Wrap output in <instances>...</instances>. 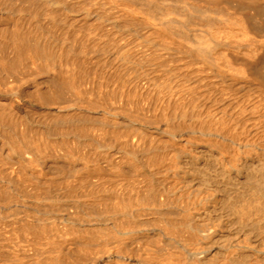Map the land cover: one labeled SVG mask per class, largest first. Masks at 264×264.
Masks as SVG:
<instances>
[{
  "label": "bare ground",
  "instance_id": "obj_1",
  "mask_svg": "<svg viewBox=\"0 0 264 264\" xmlns=\"http://www.w3.org/2000/svg\"><path fill=\"white\" fill-rule=\"evenodd\" d=\"M26 1H28V0H26ZM37 2L39 3V7L42 5L47 9V11L50 10L51 14L46 15V18L43 17L44 22H47L48 24H52V27L54 28V32L56 33V34L50 33V34H47V36H46V34L44 32V34L46 36L45 41L47 40V42H50L49 47H52L53 46L52 44L54 43V47L57 50L55 52V55H54V57L56 59V68L54 67V69L52 70L53 75H51L52 77H54L55 80L53 78L52 79L54 81H57L60 84L66 83L68 85V87H70L69 89H70L71 93L76 95V96H79V97L83 96V95L88 96V97L89 96L93 97V96L99 94V93H97L99 90V87H101L103 89L105 88L104 90H106V92H107V94L105 93V95H107V99L105 101H103V103L98 108H100L102 110L103 114L105 115L106 121H107L106 123H108L109 126L110 125H112V126H214V130H213L212 135L215 138L212 141H210L209 146L200 145L199 147L196 146L195 149L194 148L192 149V148H187L186 144L183 145L184 148H187L184 151V155H182L181 157H178L174 160V161H178L176 163L175 174L177 173L176 175H179L181 177V184L182 185L177 187L175 190V188H173V185L175 187V183L173 182L172 189L174 191L171 192V190L167 191V189H166V191H167V192L165 191L167 193L166 196H164V195H162V196H164L165 198L168 196V199L171 198V201H169V202H171V204L173 203L172 202L173 197H170L169 195L179 197L180 200L177 199L178 202L181 201L183 204H185V205H183L182 203L180 204V205H183L182 207H184V209L180 205L177 204L178 207H181L180 212L182 214L184 213V215H183L184 216L183 233L185 231L187 234V235L186 234L184 235L182 233L181 235L187 236L186 238H189V240L192 241V243H197L199 245L202 244V250L214 248L212 253H210L209 257L214 259L215 262H216V260H218V262L216 264H264V0H214V2H211V0H37ZM202 3H205V4L203 5ZM0 5H1V3H0ZM6 6H8V4ZM10 7H12V6L10 5ZM30 7H31V5H30ZM20 9H21V7H20ZM20 9H17V10H20ZM4 10H5V8H4ZM9 10H10V8H9ZM3 11H1L0 13H2ZM13 11L14 10H12V12ZM15 12H17V11H14V13ZM17 14H18V12H17ZM29 15H28V13H25L24 16L22 15V17L27 18V17H29ZM43 15H44V13H43ZM4 16L0 15V18L3 17V19H6V17H4ZM7 18L9 19V17H7ZM14 18H16V17H14ZM29 18L32 22L31 24L32 25L36 24V27L38 26V29L41 30L44 27V26L39 24L40 21L43 22L41 20L42 16L32 14V15H30ZM18 19H20V18H18ZM15 20H17V18ZM27 20H29V19H27ZM27 20L25 19V21H27ZM7 21H10V20H7ZM6 23H4V24H6ZM17 23L18 22L14 23V24H17ZM26 23L29 24V21L25 22V24ZM0 24H2V22ZM41 24H43V23H41ZM12 25H13V23H12ZM48 26H49L48 28L52 29V27H50V25H48ZM17 27L18 26H16V28ZM23 27L21 28L22 30H23ZM26 27H27V25H26ZM29 27L32 28L33 26L30 25ZM5 28H7V26H5ZM5 28H3V29H5ZM10 29H11V27H10ZM13 29L15 30V28L12 27V29H11L14 32ZM5 31H6V29H5ZM29 31H31V29H29ZM43 31H45V30H41V32H43ZM46 31H47V28H46ZM1 32L3 34V31H1ZM41 32H39V34ZM5 33H4V35H5ZM26 33H28V31ZM31 33L32 32H30L29 34H31ZM15 34H16V32H15ZM34 34L35 33H33V35ZM8 36H10V34ZM25 36L23 35V37H25ZM36 36H38V34ZM41 36L44 37L43 35H41ZM10 37H8V38H10ZM30 37H31V35H30ZM30 37H28V39ZM0 38H1V36H0ZM39 38H37V40L42 39L41 37H39ZM5 39H7V37L4 38V40ZM28 39H25V40H28ZM32 41L33 40L31 39L28 42L33 43ZM12 42H13V40H12ZM23 44H25V43H23ZM23 44L19 43L20 46H22ZM28 44H26V45H28ZM29 45L31 46V44H29ZM10 47L11 46H9V48ZM14 47L18 48L15 45V42H14ZM10 49H11L10 50L11 54H13L12 48H10ZM37 49L39 50V47L36 48V50H34V48H33V50L36 52L38 51ZM49 50L51 51V49H49ZM67 51H69V52H67ZM30 52H27V53H29V55H30L31 54ZM52 52H50L51 54H49V53L48 54L51 56ZM40 53H42V51ZM32 54H34V53H32ZM32 54H31V56H32ZM70 54H72L71 57H70ZM42 55H43V53H42ZM40 56H41V54H40ZM50 56L48 58H50ZM52 57L50 59H48V61L51 60ZM29 58H30V56H28V60H29ZM34 58H36V56ZM30 59H33V58H30ZM36 59L35 60L33 59L32 61L34 62V61H36ZM7 60H8V58H7ZM38 60H39V58H38ZM100 60L103 64H105L107 66L106 68L108 70L106 73H104V74H106L105 80H101V79H103V77L101 76V74L103 72H101V74H100V76H101L100 80H101V82L102 81H104V82H102V84H99L100 82L99 83L96 82L97 78H96V76L93 75V73H90V75L92 74V76H94L96 80L94 79V81H90V79H89V81L87 83H85V81H82L83 80L82 77L84 76L82 74V71H84V70H82L83 68H79V67L82 65L83 66L85 65L84 67H86L87 64H89V65L91 64V66H92L93 63L100 61ZM18 61H19V59H18ZM39 61H37L38 64H40ZM33 62H31V63H33ZM31 63H30V65H31ZM102 63L99 65L101 66ZM38 64L35 65V62H34V64H32V65H35V67L37 68ZM95 64H97V63H95ZM30 65L28 64L27 66H30ZM32 65L30 68L34 69L35 67ZM48 65L46 64V66H48ZM41 66H44V65H41ZM49 67L50 66H48L47 68H49ZM88 67L89 66L87 65V68ZM90 67H89V69H90ZM44 68H45V66H44ZM47 68H46V70H48ZM87 68H85V69H87ZM51 69H52V67H51ZM37 70H38V68H37ZM35 71H36V69H35ZM41 71H42V69H41ZM36 72H38V71H36ZM43 72H44V70L42 71V73ZM47 72L48 71H46V73ZM28 73H34V71L30 72V70H29ZM46 73L44 72L45 75H46ZM95 73L97 75V72H95ZM8 74H9V72H8ZM34 74H36V73H34ZM24 75H25V73H24ZM38 75H39V73H37V76L35 75L36 79H38ZM41 75H43V74H41ZM49 75H50V73L48 74V76ZM90 75L88 74V76H90ZM0 76H2V75H0ZM13 76H11V78ZM100 76H98V78ZM103 76L105 78V75H103ZM11 78L9 79L10 81H11ZM0 80H2V79H0ZM17 80H18V78H17ZM30 80L35 81V79H29L28 78V82H26V81L25 82L29 83ZM49 80H51V79H49ZM92 80H93V77H92ZM34 81H33V83H34ZM97 81H99V79ZM13 82H14V80H13ZM39 82H41V80ZM44 82L46 83V81H44ZM45 83H42V85H44ZM22 85H24V84H22ZM18 86H21V83ZM29 86H30V84H29ZM114 86H115V88H117V90L115 88H113ZM6 88H7V86H5V89ZM57 88H58V86H57ZM112 88H113V91L111 90ZM7 89H9V88H7ZM17 89H19V87ZM24 89H26V87ZM100 90H102V89H100ZM0 91H1V89H0ZM2 91H3V87H2ZM2 91H1V93H4V92L7 93L9 91L11 92V91H15V90L11 89L7 92L5 90L3 92ZM20 91H21V88H20ZM103 91H101V92H103ZM16 92H17V90H16ZM23 92H24V90L22 91V95H24L26 93L25 92L23 94ZM102 94L104 95V93H102ZM25 96H27V95H24V98L26 99L27 97H25ZM2 97H0V110L1 109L4 110L5 108L7 109V107L9 108V106L11 107V105L13 103H15V102H12V100L10 98H2ZM103 97H104V99L106 98V96H103ZM80 99H81V97H80ZM30 100H31V98H30ZM97 100H98V98H97ZM82 101H83V99H82ZM95 103H97V102H95ZM36 104H37V102H36ZM18 106H20V105H18ZM24 107L20 106V108H23V109H24ZM61 107H63V106H61ZM71 107L72 106L67 107L66 111L70 112L72 109ZM11 108H9V111H11ZM27 108L25 110H28ZM6 109L4 111H6ZM82 109H83V107H82ZM9 111L8 112L6 111L7 114L4 112V114L9 116L8 115V114H10ZM95 111H96V109H95ZM1 112L2 111H0V113ZM14 112H15V110H14ZM11 113L13 114L12 111H11ZM15 113L13 114V116L15 115ZM24 113H26V112H24ZM44 113H45V111H44ZM16 114L18 115L19 113H16ZM116 114H118V115L116 116ZM64 115H66V114H64ZM71 115H69V116H71ZM11 116L12 115H10V117ZM21 116L22 115L19 116V118H21L20 123H22V121H23L22 118H24L23 117L24 115L22 117ZM25 116H26V114H25ZM0 118H2V116H0ZM32 119H34V118H32ZM45 119H46V117H45ZM29 120H30V118L28 120L23 121V127L24 126L27 127L28 125H31L30 123L28 125L26 123ZM64 120L66 121V119H64ZM70 121H72L71 117H70ZM1 122L2 121H0V123ZM24 122H25V125H24ZM35 122H36V119H35ZM40 122H42V120ZM40 122H38V124ZM2 123H4V122H2ZM20 123L18 124L19 126H20ZM62 123H63V120H62ZM68 124H70V123H68ZM21 126H22V124H21ZM5 127L6 126L4 125L3 129H5ZM29 127H31V126H29ZM28 128H25V129H28ZM35 128L36 127H34L33 129H35ZM39 128H43V127L39 126ZM66 129H64V130H66ZM75 129H76V127H75ZM21 131L25 132V130H23V129H21ZM65 132H67V131H65ZM69 132L70 131H68V133H66V134L73 136L72 135L73 133L71 132L72 134H69ZM1 133H3V131ZM14 133H15V131H14ZM82 134H84V133H82ZM40 135H42V134H40ZM1 136L3 137L2 134H1ZM32 136H33V134H32ZM42 137H43V135H42ZM77 137H78V135H77ZM77 137H76V139H77ZM66 138H68V136ZM33 139H35V138H33ZM40 140H42V139H40ZM70 140L68 142H70ZM185 140H187V139H185ZM46 141H44V143ZM4 143L5 142H3V144ZM185 143H190V141L187 140V141H185ZM12 144H13V142H12ZM16 144H18V141H17V143L15 142L14 146ZM20 144H19V146H20ZM55 144H54V147H56ZM5 145H8V144L5 143ZM5 145H3V146H5ZM47 145H48V142H47ZM14 146H11V144H10L11 148H13ZM71 146H69V149L67 150V152H68L67 154H69V150H71L70 149ZM190 146H191V144H190ZM41 147H42V145H41ZM191 147H194V146H191ZM19 148L21 150L23 149L21 146ZM19 148H16V149H19ZM1 149H3V147ZM14 150H15V148H14ZM21 150H19V151H21ZM19 151L15 150V153L16 152L20 153V154L17 153L18 155H16L13 152V149H11V152H13L16 156L10 154L11 152L8 153V155L10 154L9 155L10 163H11V160L15 159L16 161L20 162L19 164L17 162V164H18L17 165L16 161H14L16 164L15 167H18L19 165H23L24 167L28 168L26 166V165H28L27 164L28 162L25 164V160L27 161L28 158L30 160L31 159L30 157L34 158L33 155L29 154V153H25L23 151H21V152H19ZM28 152H30V151H28ZM70 152H73V151H70ZM64 153H66V152H64ZM67 154H66V156H67ZM70 155H73V154H70ZM4 156L5 155H3V157ZM74 156L76 157V155H74ZM49 157H47V158H49ZM65 157L63 159H65ZM75 157H73V158L75 159ZM171 157H172L171 161H173V155H171ZM5 158L7 159V157H5ZM51 158H53V157H51ZM68 158H69V155H68ZM73 158H72V160H74ZM6 159L5 160L3 159V160L6 161ZM36 159H38L37 155H36ZM66 159H67V157H66ZM33 160H30V161H33ZM132 160H134V159H132ZM38 161L35 163L37 164ZM67 161H69V160L67 159L66 162ZM74 161H76V160H74ZM74 161H73V164L75 163ZM33 162H30L31 163V165L29 164L30 167L32 166V164L33 165L35 164ZM39 164H40V162H39ZM57 164L54 163V165H57ZM12 165H13V161H12ZM12 165L11 164L8 165V168H9V166H12ZM45 165H46V162H45ZM67 165H69L71 170L74 169V168H72V164H67ZM23 166H22V168H23ZM62 166H64V165H62ZM6 167H7V164H6ZM15 167H13V169ZM8 168H6V169H8ZM40 168L44 169V167H42V166H40ZM54 168L57 170V168L61 169L63 167H59V165H58V167L55 166ZM13 169L11 171H13ZM19 169H17V171ZM59 169H58V173L61 174L62 171L59 172ZM67 169L69 170L68 167H67ZM81 169H82V167H81ZM81 169H79V170H81ZM9 170H8V172H10ZM50 170H52V168ZM64 170H65V166H64ZM75 170L76 169H74V171ZM48 171H46V172H48ZM74 171H73L72 175H74ZM18 172H20V170ZM24 172L25 171L23 169V173ZM51 172H49V173H51ZM56 172H52V173H56ZM15 173H16V169H15ZM21 173H22V170H21ZM23 173H22V175H23ZM63 173H64V171L62 172V174ZM20 174H18V175H20ZM79 174H81V173L79 172ZM136 174H137V172H136ZM31 175L34 176V174L32 172H31ZM47 175H49V174H47ZM7 176H8V174H7ZM66 176L73 177V176H71V174L70 175L66 174ZM100 176H99V178H100ZM55 177H57V176H55ZM87 178H90V177H87ZM87 178H85V179L87 180ZM107 178H109V177H107ZM107 178H106V180H108ZM102 179H101V181L103 182ZM123 179L125 181L126 180L129 181V179H125L124 177H123ZM64 180L66 181V179H64ZM83 180H82V182H83ZM104 180H105V178H104ZM52 181H54V180H52ZM68 181H70V180H67V182ZM76 181H74V182H76ZM96 181H98L97 178H96ZM67 182H65V184ZM179 182L180 181L178 180V183ZM38 183H39V181H38ZM44 183H46V184H44ZM44 183H43L44 185L43 184L40 185V188H41V186L46 187V185L48 183H51V182L48 181V183L47 182H44ZM178 183L176 185H179ZM55 184H57V183H55ZM68 184H69V182H68ZM50 185L52 186L53 184L51 183ZM57 185H60V184L58 183ZM70 185L73 186L71 183H70ZM19 186H20V184H19ZM35 186H36V184H35ZM118 186H120V185H118ZM48 187L50 188L49 184H48ZM120 187H123V186H120ZM120 187L119 188L117 187V188L121 189ZM3 188H5V187H3ZM68 188H70V187H68ZM125 188L128 189L130 187L125 186L124 188H122L123 191L125 190ZM59 189H60V191H62L61 187ZM59 189L58 190L54 189V190L56 192V191H59ZM118 189H117V192L119 193L120 190L118 191ZM130 189H132V188H130ZM133 189L135 190V187ZM133 189L129 190V191L134 192ZM151 189L152 188H150V190ZM68 190H70V189H68ZM154 190H155V188H154ZM154 190L153 189L151 190V194H153V195H154V193H156V191L154 193H152V191H154ZM43 191L46 192L49 190H45L43 188ZM50 191H51V189H50ZM137 191H139V190H136L133 193V195H131L132 193L130 192L131 193L130 196H134L135 193H136V196L137 195L139 196V194L141 195L143 193V192L139 193L140 191H142V190H140L138 192L139 194H137ZM143 191L145 192L146 190H143ZM147 191H149V190H147ZM66 192H68V191H66ZM168 192H169V195H168ZM58 193L59 192H57L56 194H58ZM71 193H72V191H71ZM121 193H122L121 194V196H122L124 192H121ZM126 193H127V190H126ZM48 194L51 195V193L47 192L46 196H48ZM62 194H60L61 196H59V197H62ZM146 194H148V193H146ZM162 194H165V193L163 192ZM53 195H54V191H53ZM153 195H151V196H153ZM123 196H125V193ZM138 196H137V199H138ZM50 197H49V199H50ZM59 197H57V199ZM68 197H69V195H68ZM175 197H174V199H176ZM71 198H73V197L71 196ZM76 198H73V199H76ZM132 198H134V197H132ZM152 198H151L152 201L150 199H147V200H150L152 203H154V201L156 200L155 198H157V197L153 198V199H155L154 201ZM25 199H26V197H25ZM63 199H65V198H63ZM73 199H71V200L73 201ZM168 199L166 198L165 200H163V202H166V200H168ZM51 200L52 199H50V201ZM67 200H68V198H67ZM98 200L100 201V199H98ZM111 200H113V199H111ZM129 200L133 201V199H130V197H129ZM177 200H176V202H177ZM104 201H105V199H104ZM107 201H109V200H107ZM157 201H158V199H157ZM122 202H123V200H122ZM122 202L120 205H123ZM151 202L147 203V206L144 205L141 208V206L143 204L141 205L142 202L139 201L138 203H140L139 206L141 208V211L143 210L144 207H145V209L148 207L146 209L147 211L149 210L148 212L145 210H143V211L147 212V213L144 212L145 214L149 213V215H150L151 211H154L155 214H158V213H160L159 209L163 210V208H161L162 206H160L159 209H157V205L156 206L154 205V204H157V202H155L154 204H151ZM169 202H168V204H169ZM10 203H11V201H10ZM59 203H60V201H59ZM128 203L129 202L124 203V204H128ZM133 203L135 204V202H133ZM162 203L158 202V204H162ZM51 204H52V202H51ZM115 204H117V203H115ZM131 204L129 203L130 207L127 205L130 209L132 208V205H133V204L132 205ZM148 204L149 205L151 204L152 206L154 205L155 208L154 207L151 208V205L149 207ZM168 204L167 205L165 204V205L168 206ZM173 204L176 205L175 202ZM75 205H76V202H75ZM81 205H82V203H81ZM79 206H80V204H79ZM79 206L77 203L76 207H72V208H79ZM136 206H138V204ZM84 207H85V205H84ZM84 207H82V208H84ZM88 207H90V206H88ZM124 207H126V205L125 206L123 205L122 209H125V211L128 210V207H127V209ZM178 207H177V209H179ZM133 208H135L134 205H133ZM133 208L131 209V211L129 213H127V211H126V213L122 214L121 213L122 211H120L121 216L122 215L124 217H127L128 215L133 216V213H132V212H134V211H132ZM140 208H139V212H138L139 215L141 212ZM164 209H165V207H164ZM168 209H170V208H168ZM183 210H184V212H183ZM143 211L141 213H143ZM176 211L178 212L179 210H176ZM75 212H77V211H75ZM169 212L170 211H168V213ZM138 213H137V215H138ZM161 213H163V212L161 211ZM111 214H112V212H111ZM178 214H179V212H178ZM79 215H80V213H79ZM135 215H136V213L133 216L134 217L133 222L135 220V217L137 216V215L136 216ZM141 215H143V214H141ZM149 215L146 217H149ZM169 215L171 216V214H169ZM37 216H36V218H38ZM73 216H75V215H73ZM156 216L154 218V221L150 222V224L152 226L154 225L152 222H155ZM158 216H162V214L158 215ZM165 216L168 217V215H165ZM29 217H32V220H34V218H33L34 215L29 216ZM56 217L53 216V218H52L53 220L55 219V223H57ZM108 218H111V217H108ZM136 218H138V217H136ZM143 218H145V217L143 216ZM22 219H20L19 221H21ZM40 219H42V218H40ZM159 219H157L156 221H158ZM161 219H162V217H161ZM5 220L6 219H4V221ZM25 220H27V219H25ZM25 220H24V222L22 220L21 223L27 224L29 226V223H27L29 221H27L25 223ZM28 220H31V219L29 218ZM167 220L168 219H166L165 221H167ZM103 221H105V220H103ZM123 221H124V219H123ZM125 221H127V220H125ZM170 221H172V220H170ZM14 222H15V220H14ZM35 222H36V220H35ZM38 222H36V223H38ZM121 222H122V220H121ZM135 222H137V221H135ZM135 222H134V225L136 224ZM143 222H144V220H143ZM146 222L148 223V220ZM172 222H174V221H172ZM33 223H34V221H33ZM58 223H59V221H58ZM127 223H128V221H127ZM132 223H131V225H133ZM161 223L159 222L156 224H159L162 227L163 224H161ZM163 223L165 224L164 221H163ZM41 224H42V222H41ZM41 224L39 223V225H41ZM43 224L45 225V223H43ZM119 224L121 226H123L124 223L123 224L119 223ZM139 224L140 225L136 224V227L137 226L139 227L142 225L141 223H139ZM168 224H169V222H168ZM170 224H172V223L170 222ZM143 225L145 226L144 223H143ZM175 225H177V223H174L173 227ZM6 226L7 225H5L2 228H5ZM9 226H11V224ZM16 226H12L11 229L13 227L16 228ZM18 226H19V224H18ZM30 226H32V225L30 224ZM43 226H41V227H43ZM121 226L119 228H121ZM124 226L125 227L128 226V228L130 227V229L133 230L132 229L133 226L132 227L129 226V223L127 225L124 224ZM146 226H147V224H146ZM156 226L159 227L158 225H156ZM44 227H46V226H44ZM70 227H72V225ZM97 227L95 229L96 231L98 230ZM147 227H151V226L149 225ZM178 227L180 228V230L182 229L180 227V225ZM27 228H25V229H27ZM50 228H51V226L48 229L50 230ZM133 228L135 230V227H133ZM142 228L145 229V227H142ZM166 228L168 229V227H166ZM17 229H19V227ZM138 229H140V228H138ZM0 230H1V228H0ZM32 230H31V232H32ZM38 230H39V228H38ZM88 230H90V228ZM174 230L175 229L172 230V227L170 226V230H169L168 235L170 236V231H171V232H173L172 234L174 237V234H175ZM4 231H5V229H4ZM36 231H37V229H36ZM90 231L92 232V231H94V229L92 230V228H91ZM118 231H119V229H118ZM164 231H165V229H164ZM23 232H24V230H23ZM23 232H22V234H23ZM50 232H51V230H50ZM68 232H70V231H68ZM78 232L80 233V231H77V233ZM121 232H124V231H121ZM161 232H163V229ZM166 232H167V230H166ZM176 232H179L178 228H176ZM5 233H7V232H5ZM11 233L12 232L10 231V234ZM62 233L63 232H61V235H62ZM73 233L75 234V232H72V234ZM79 233H78V235H79ZM85 233L88 234V232H85ZM180 233H178L179 236H180ZM14 234H15V232H14ZM16 234H18V232H16ZM33 234L36 235L35 231ZM51 234L52 233H50L49 235H51ZM58 234L60 236L59 231H58L57 235ZM139 234H136V235H139ZM26 235L28 236L27 233H26ZM136 235L134 234L132 237H134V236L136 237ZM142 235H143V233H142ZM14 236H16V235H13V237ZM20 236H22V235H20ZM146 236H148V234ZM169 236H167V238ZM176 236L174 238H176ZM179 236H177V238H178L177 240H180V242H181V238L179 239ZM5 237H8V235ZM18 237H19V235H18ZM29 237L31 238L32 236H29ZM29 237H27V238H29ZM46 237H48V236H46ZM50 237H48V238H50ZM155 237L158 240L157 236H155ZM170 237L172 238V235ZM48 238H46V239H48ZM60 238L61 237H59L58 239L61 240ZM105 238L106 237L104 236V239ZM111 238H113V237L111 236ZM129 238H130V236H129ZM5 239H6L5 241H7V238H5ZM10 239H12V237ZM15 239H17V238L15 237ZM40 239L38 237L37 240H40ZM52 239H53V237H52ZM126 239H128L127 236H126ZM136 239H137V237H136ZM138 240H141L140 237L138 238ZM138 240H137V242H138ZM144 240H145V237H144ZM187 240H185V241L188 242L189 240L188 241ZM17 241L19 242V240H17ZM26 241H27V243H29L28 241H30V240L26 239L25 242ZM33 241H35V239ZM33 241H30L29 245L31 244V246H32L31 242H33ZM41 241H42V239H41ZM46 241L49 242V240H46ZM46 241H45V243H46ZM103 241L104 240L102 239V242ZM110 241H108V242H110ZM129 241H132V240H129ZM134 241L136 242V240H134ZM141 241H140L139 245L141 246V248H143L144 243L142 241L143 244L141 245ZM159 241H161V240H158L157 242H159ZM168 241H170V240H168ZM2 242H1V244H2ZM60 242L64 243V241H60ZM108 242L106 241L105 243L108 244ZM135 242H131V243H135ZM172 242H170L171 246L173 244ZM4 243H6V242H4ZM42 243H43V241H42ZM51 243H53V242H51ZM160 243L161 242H159V246H155V245L154 246L160 247ZM15 244H16V242H15ZM15 244H14V246H15ZM22 244H25V243H22ZM153 244H155V242H153ZM126 245H128V244H126ZM9 246L12 247L13 244H12V246L11 245H9ZM26 246H28V244ZM35 246H32V247H35ZM108 246H109V244H108ZM154 246H152V249H149L148 247H150V246L148 245V247H146V245H145V247L148 248L149 251H147V249L146 250L139 249V247H138L137 251L141 250L142 253H145V251H146V253L147 252L153 253L152 250L154 251V249H155ZM161 246H162V244H161ZM4 247L6 248L8 246H4ZM38 247L40 248V245ZM21 248H24V247H21ZM36 248H37V246H36ZM70 248H71V246H70ZM108 248L111 249V246ZM216 248L218 249V251H216ZM10 249H12V248H10ZM18 249L16 248L15 250H17V252H18ZM29 249L31 250V248H29ZM32 249H34V248H32ZM163 249L164 248H161V250H163ZM226 249H231V251L229 250V252H228L230 254L226 255L227 253L226 254H225V252L223 253V251H225ZM60 250H61V248H60ZM114 250H116V249H114ZM158 250H160V248H158ZM177 250H178V248H177ZM107 251H108V249H107ZM110 251H113V250L111 249ZM118 251H119L118 253H121L120 250H118ZM165 251L167 252V250H165ZM195 251H196V249H195ZM197 251H199V250L197 249ZM6 252L9 253L7 251V249H6ZM13 252H14V250H13ZM13 252H12L13 255L16 254L15 256H18L16 251H15V253H13ZM23 252H25V251H23ZM61 252H62V250H61ZM130 252H132V251L129 250V254H130ZM154 252H155L154 254L158 255L157 251H154ZM163 252L164 251H162L161 253H163ZM174 252L173 253L171 252L172 255H171V253H170V255L175 258V256L173 255V254H175ZM179 252L182 253V255H185V254H183L184 251L179 250ZM179 252H177L178 253L177 258L180 257L181 258L180 260L177 258H176L177 259L176 260L174 258H171V256H169V255H165L166 258H167V256H169L170 258L169 259L167 258V260L165 262H162L161 264H184V261L186 260L187 256H189V254L186 255V258L183 256L185 258V260H183L184 258L182 259V257H181L182 255L179 256L180 255ZM51 253L54 254V252H51ZM138 253L142 255V253H140L139 251H138ZM146 253H145V256H146V258H148L150 253H148V256ZM201 253H202V251H201ZM18 254H20V253L18 252ZM30 254H28V255H30ZM61 254L62 253H60V255ZM134 254H135V252H134ZM167 254H169V252H167ZM191 254H193V253H191ZM202 254H201L202 255L201 258H199V259L202 260L203 264H207L210 261V258H208V257L205 258L207 255L205 256L204 253H202ZM24 255H27V253H25ZM24 255H23V257H24ZM99 255H101V253ZM120 255H122V254H120ZM141 255H135L136 256L135 258H138V256H139V258L141 259ZM156 255H154V256H156ZM198 255H199V253H198ZM3 256L5 257L7 255H3ZM8 256H9V254H8ZM36 256L37 255H35L33 257V255H32V258L34 259V258H36ZM46 256L48 257V255H46ZM54 256H55V254H54ZM105 256H107V255H105ZM129 256L132 257V255H129ZM152 256H153V254L150 257L152 258ZM154 256H153V258H154ZM163 256H164V253H163ZM163 256H161V257H163ZM191 256L192 255L189 256L190 260L192 259ZM196 256H197V252H196ZM196 256L194 255L193 257H196ZM21 257L22 256L20 255L19 259ZM49 257H52V256H49ZM125 257L122 256V258H125ZM1 258H2V256L0 257V259ZM15 258L17 259V257H15ZM15 258H13L11 262H13V260ZM95 258H99V257H97V255H96ZM127 258H128V256H127ZM151 258H148L147 260H144V261L148 262L150 260L149 263H151L154 261V260L151 261ZM29 259H31V258H29ZM155 259L158 260L159 258H155ZM212 259H211V262H212ZM120 260H122V259L120 258ZM188 260H189V258H188ZM188 260L185 261V264H198V263L200 264L201 263L200 260H199L200 262L197 263L196 262L197 259H196V261L195 260L194 261L193 260L188 261ZM26 261H27V259H26ZM142 261H143V259H142ZM17 262H20V261H17ZM23 262H25V261H23ZM122 262H124V261H122ZM122 262H121V264H122ZM125 262H126V260H125ZM125 262H124V264H125ZM211 262H210V264L213 263V262L212 263ZM13 263L15 264L16 262H13ZM144 263H142V264H144ZM154 263H151V264H154ZM22 264H25V263H22ZM114 264H119V263H114ZM146 264H148V263H146Z\"/></svg>",
  "mask_w": 264,
  "mask_h": 264
},
{
  "label": "rangeland",
  "instance_id": "obj_2",
  "mask_svg": "<svg viewBox=\"0 0 264 264\" xmlns=\"http://www.w3.org/2000/svg\"><path fill=\"white\" fill-rule=\"evenodd\" d=\"M211 2H214V0L213 1L211 0ZM0 3H1V5H0L1 6L0 7V12L3 11L4 8L6 10V11L4 10L2 13H0L1 16H4L5 15L4 17H6V19H3V17L0 18V20H1L0 23L2 22V24H0V29L2 28L0 30V33H1L0 34V36H1V38H0V40H1L0 41V47H1L0 48V72L1 73H0V75L3 76V77L0 76V79H2V80H0L1 81L0 82V87L2 86L3 87V91L5 90L6 92L9 91V90H11V89L12 90L13 89L15 90V91H11V92L9 91L7 93H5V92L4 93H1V91H2V87H1L0 88L1 89V91H0V97L3 96L2 98H10L12 100V102H15V103H13L11 105L12 108L9 106V108H11V111L13 112V114L17 111L16 113H19L18 114L19 116L20 115H22V116L24 115L23 116L24 118H22L23 121L28 120L30 118V120L28 122H26V123H27V125L29 123L31 124V125H28L27 127L24 126L25 128H28L29 126H31L28 129H25L23 127V121H22V123H20L21 122L20 121L21 118H19V116L16 113L13 116V114L11 113V111H9V108L7 107V109L6 108L5 109H6L7 112L9 111V113H10V114H8L9 116H7L6 115L7 112L4 111L5 109L4 110L3 109L0 110V111H2L0 113V116H2V118H0L1 119L0 121L4 122V123H2V122L0 123V138L2 137L1 134L3 135V137H2L3 139L2 138H1L2 140L0 139L1 140L0 141V147L1 148L3 147V149L0 148V151H1L0 152V177L2 176L0 178V185H1L0 186V202H1L0 203V209H1L0 210V228L2 230V231L0 230L1 231L0 232V255L2 256V258L0 259V264H14L13 262H16L15 264H22V263H25V264H114V263H119V264H121V262L122 261L125 262V260H126L125 264H139L142 261V259H143V261L140 264H142L144 262H145L144 264H146V263L151 264V263H154V262L156 264H161L162 262H165L167 260V258L169 259L170 258L169 256H171L174 251H175L174 253L176 254L177 252H179V250L184 251L183 254H185V255H182V253H180L181 251L179 252L180 253L179 256L182 255L181 256L182 259L184 257L186 258V255L189 254V256L192 255L191 256L192 259L190 260V257L187 256L186 260H188V258H189L188 261H192V260L193 261L194 260L196 261V259H197L196 262L198 263V262L201 261L200 264H203V262L199 258H201V256L203 255L202 253H204L205 256L207 255L205 258H207V257L210 258V261L207 263V264H210L212 258L209 257V256H210V253H212V251H213L214 248L202 250V244L201 243H200L201 245H199L197 243H192V241H190L189 238H186L187 236H182L181 235L183 233V230H184L183 229L184 228L183 227L184 226V216H183L184 213L182 214L180 211H181V207L183 205H185V204H183L181 201L178 202V200H180L179 197H175V196L169 195V192L170 191L168 192V195L170 197H173L172 198V202L173 203L175 202L176 205H174L173 203L171 204V202H169V201H171V198H169L170 199L169 200L168 199V196L166 197L168 199V200H166V202H163V200L166 199L164 196H166V194H167L166 192L168 190H171V192L174 191L172 189L173 182L175 183V187L173 185V188H175V190H176L177 187H179L180 185H182L181 184V177L179 175H176L177 173L175 174L176 163L178 161H174V160L176 158L181 157L182 155H184V151L187 148H192V149L194 148L195 149L196 146L199 147L200 145H207V146H209L210 141H212L215 138L212 135L213 134V130H214V126H112V125L109 126V124L106 123L107 121H106L105 115L103 114L102 110L100 108H98L103 103V101H105L107 99V95H105V93L107 94V92H106V90H104L105 88L103 89V88L99 87V90L97 92V93H99V94H97L99 97L97 95H95L93 97H90V96L88 97V96H84L83 95V96H80L81 97V99H80L79 96H76V95H74V94L71 93V91L69 89L70 87H68V85L66 83L60 84L57 81H54L55 80L54 77L51 76V75H53V71L52 70L54 69V67L56 68V59H55L54 55H55V52L57 50L54 47V43L53 44L51 43L53 46L51 45L52 47H49L50 46V42H47V40L45 41V37L47 36V34H50V33L51 34H56L54 32V28L52 27V24H48L47 22H44V18H46V15L51 14L50 13V10L47 11V9L44 6H42V5L40 6L41 7L40 8L39 7V3L37 2V0H33V1L32 0H28V1H26V0H4V1L3 0H0ZM7 4H8V6H6ZM202 4L204 5L205 3H202ZM10 5L12 7H10ZM16 5L17 6L19 5V6L17 7ZM30 5H31V7H30ZM20 7H21V9H20ZM9 8H10V10H9ZM17 9H20L21 11L23 10L24 12L23 11L21 12L20 10H17ZM12 10L17 11L18 14H17V12H15V13H14V11L12 12ZM25 13H28V15L29 14L30 15L33 14V15H40V16H42L41 20L43 22L40 21L39 24L42 25V26H44L41 30H45V31L41 32V30L38 29V26L36 27V24L35 25H32L31 24L32 22H31V20L29 18L30 15L27 18L24 17L26 20L29 19V20L25 21V19L22 17V15L24 16ZM43 13H44V15H43ZM13 16L16 17L17 20H15L16 18H14ZM7 17H9V19ZM18 18H20V19H18ZM7 20H10V21H7ZM23 20L25 22H28L29 21V24H27V23L25 24V22ZM15 21L18 22V23L17 24H14V23H16ZM11 22L13 23V25H12ZM4 23H6V24H4ZM41 23H43V24H41ZM26 25H27V27H26ZM30 25L33 26V27L32 28L29 27ZM48 25H50V27H52V29L51 28H48L49 27ZM5 26H7L8 29L5 28ZM16 26H18V27L16 28ZM10 27H11V29H12V27L15 28V30L13 29L14 32L10 29ZM22 27H23V30L21 29ZM3 28H5L6 31ZM46 28H47V31H46ZM29 29H31V31H29ZM1 31H3V34H2ZM27 31H28V33H26ZM15 32H16V34H15ZM30 32H32V33L29 34ZM39 32H41V33L39 34ZM44 32H45L46 36H45ZM4 33H5V35H4ZM8 33L10 34V36L11 35L12 36L11 37L8 36L9 35ZM33 33H35V34L37 33L38 36H36L37 34L36 35L34 34L35 35L34 36ZM23 35L24 36L26 35V36L23 37ZM30 35H31V37H30ZM41 35H43L44 37H42ZM6 37H7V39L4 40V38H6ZM8 37H10V38H8ZM28 37H30L29 38L30 40L31 39L33 40L32 41L33 43L28 42V41H30L28 39ZM39 37H41L42 39L41 40H37V38H39ZM25 39H28V40H25ZM12 40H13V42H12ZM14 42H15V45L18 48L14 47ZM19 43H22V44L25 43V44H23L22 46H20L21 44L19 45ZM28 43L31 44V46ZM26 44H28L30 47L28 45H26ZM8 45L11 46L10 48H12V51H13L12 53L13 54H11V52H10L11 49L9 48ZM25 46L26 47L28 46V47L26 48ZM38 47H39V50L37 49L38 50L37 52L34 51ZM33 48H34V50H33ZM49 49H51V51ZM40 50L42 51L43 55H42V53H40L41 52ZM27 52H30L31 54L34 53V54H32V56H31V54L29 55V53H27ZM50 52H52V55L51 56L49 55V54H51ZM67 52H69V51H67ZM39 53L41 54L42 57L40 56ZM47 54L50 56V58L53 56L52 59L49 60V61H48V59H50V58H48L49 56ZM28 56H30V58H33L34 60L37 57L39 58L40 61L38 60V58L36 59V61H34L35 62V65L38 64L37 61H39V63H40L37 66L38 70L35 67V65H32V64H34V62L32 61L33 59H30L29 58V60H28ZM35 56H36V58H34ZM71 56H72V54H70V57ZM7 58H8V60H7ZM18 59H19V61H18ZM31 62H33V63H31ZM30 63H31L32 66L35 67L34 69L33 68H30L31 67ZM95 63L101 64L102 62L100 60V61H97ZM95 63H93L92 66H91V64L90 65L87 64L89 67L91 66L90 69H89V67L87 68V65H86V67H84L85 65L84 66L82 65V66L79 67V68H83L82 70H84L86 72L85 73L84 71H82V74L84 75L82 77L83 78L82 81H85V83H87L89 81V79H90V81H94V79H95L94 76H96L97 80L99 79V81H97L95 79L96 82H98V83L100 82L99 84H102V82H104V81L101 82V80H105L106 79V74H104V73H106L108 71L107 68H106L107 66L102 63V65H101L102 67H101L99 64H98L99 65L98 66ZM28 64L30 66H27ZM46 64L47 65L49 64L48 66H50V67L47 68L48 66H46ZM41 65H44L45 68H44V66H41ZM51 67H52V69H51ZM46 68L48 70H46ZM85 68H87V69H85ZM31 69L36 74H34V73H28L29 70H30V72H33ZM35 69L38 72H36ZM41 69H42V71L44 70L45 73H46V71H48L46 73V75L44 74V72L42 73ZM8 72H9V74H8ZM95 72H97V75H96ZM101 72H103V73L101 74ZM24 73H25V75H24ZM37 73H39L38 79H36ZM49 73H50V75L48 76ZM87 73L89 75H90V73H93L94 76H92V74H91L90 75L91 77H90V76H88ZM41 74H43V75H41ZM100 74L103 77V79H101V80H100V78H101ZM103 75H105V78H104ZM11 76H13V77L11 78ZM98 76H100V77L98 78ZM27 77L29 79H35L36 82L34 80H32V81L30 80L29 83H26V82H28V78ZM92 77H93V80H92ZM10 78H11V81L12 82L9 80ZM17 78H18V80H17ZM49 79H51V80H49ZM13 80H14V82H13ZM40 80H41V82H39ZM33 81H34V83H33ZM44 81H46V83ZM20 83H21V86H18ZM42 83H45V84L42 85ZM3 84L4 85L6 84L5 86H7V88H9V89H7V88L5 89V86ZM22 84H24V85H22ZM29 84H30V86H29ZM15 86L16 87L18 86L19 89H17L18 87L16 88ZM57 86H58V88H57ZM25 87H26V89H24ZM20 88H21V91H20ZM113 88H115V86ZM113 88L111 89L112 91H113ZM100 89H102V90H100ZM115 89L117 90V88H115ZM16 90H17L18 93L16 92ZM23 90H24L23 94L26 92L24 95H27L25 97H27L29 100L27 98L25 99L24 98V95H22V91ZM101 91H103V92H101ZM102 93H104V95ZM103 96H106V98L104 99ZM30 98H31V100L33 99L34 101L33 100L31 101ZM97 98H98V100H97ZM82 99H83V101H82ZM36 102H37V104H36ZM95 102H97L98 104L95 103ZM18 105H20L21 107H24V106L25 107L23 109V108H20V106H18ZM61 106H63V107H61ZM69 106H72L71 107L72 108L71 109L72 112L71 111L70 112L69 111H66V108L69 107ZM82 107H83V109H82ZM26 108L28 110H25ZM95 109H96V111H95ZM14 110H15V112H14ZM44 111H45L46 114L44 113ZM4 112L6 114H4ZM24 112H26V113H24ZM25 114H26V116H25ZM64 114H66L67 116L64 115ZM68 114L69 115L72 114V115L69 116ZM10 115H12L13 117L12 116L10 117ZM117 115L118 114H116V116ZM45 117H46V119H45ZM70 117H71V120L72 121H70ZM32 118H34V119H32ZM63 118L66 119V121ZM35 119H36V122H35ZM39 120L40 121L42 120V122L44 124L42 122H40ZM62 120H63V123H62ZM37 121L40 122V123L38 124ZM19 123H20V126L22 124L21 127L18 125ZM68 123H70V124H68ZM3 124L6 126L5 129H3V127H4ZM24 125H25V122H24ZM38 125L40 127H43V128H39ZM33 126L36 127V128L38 127V128L37 129L35 128L36 129L35 130V129H33L34 128ZM75 127H76V129H75ZM18 128L19 129L21 128V129L25 130V132L24 131H21V129L19 130ZM64 129H66V130H64ZM2 131H3V133H1ZM14 131H15V133H14ZM65 131H67V132H65ZM68 131H70L69 134H72L73 133L72 134L73 136L67 135L66 133H68ZM82 133H84V134H82ZM32 134H33L34 137L32 136ZM40 134H42L43 137ZM77 135H78V137H77ZM67 136H68V138H66ZM32 137L35 138V139H33ZM76 137H77V139H76ZM15 139L18 141V144L15 145L16 147L14 146L15 142L17 143V141ZM40 139H42V140H40ZM68 139L70 140V142H68L69 141ZM185 139H187L188 141H190V143H185V141H187ZM44 141H46V142L44 143ZM3 142H5L6 144H8L9 146L8 145H5V143L3 144ZM12 142H13V144H12ZM47 142H48V145H47ZM9 143L11 144V146H14V147L11 148ZM2 144L5 145V146H3ZM19 144L23 148L22 150L19 148L20 147ZM54 144H55L56 147H54ZM184 144H186L187 148H184V146H183ZM190 144H191V146H194V147H191ZM41 145H42V147H41ZM69 146H71L70 147L71 150H69V154H67L68 153L67 150L69 149ZM14 148L17 151L21 150V151H23L25 153H29V154H32L33 155V157L35 159L32 158V157H30L31 158L30 160H33L34 159L33 160L34 162L33 161H30L29 158L27 159V161L25 160V164L28 162L27 163L28 165H26L28 168L31 165L30 162L35 163V162H37L39 160L38 163L37 164L35 163L34 165L32 164V166H31L32 168L30 167L29 169L26 168V167H24L23 165H19L18 167H15L18 161H16L12 157L14 160H11V163H10V161H9L10 160L9 155L12 154V155L16 156V155H18L20 153H18V152L15 153ZM16 148H19V149H16ZM11 149H13V152L16 155L13 152H11ZM21 151H19V152H21ZM28 151H30V152H28ZM70 151H73V152H70ZM64 152H66V153H64ZM8 153H10V154L8 155ZM66 154H67V156H66ZM70 154H73V155H70ZM3 155H5V156L3 157ZM36 155H37V158L38 159H36ZM68 155H69V158H68ZM74 155H76V157ZM171 155H173V161H171V159H172ZM63 156L64 157L66 156L69 161L66 162L67 159H66V157H65L66 160L63 159L64 158ZM72 156L75 157V159ZM5 157H7V159ZM47 157H49V158H47ZM51 157H53V158H51ZM71 157L74 160H76V161L72 160ZM3 159L4 160L6 159V161H4ZM132 159H134V160H132ZM12 161H13V165L14 166L12 165ZM14 161H16V164H15ZM44 161L46 162V165H45V162ZM73 161L75 162L74 164H73ZM4 162L7 164V167H6V164ZM39 162H40V164H39ZM19 163L20 162H18V164ZM54 163L55 164L58 163V164L57 165H54ZM10 164L12 166H9V168H8V165H10ZM67 164H72V168L76 169L75 170L76 172L74 171V169L71 170L70 167H69V165H67ZM58 165H59V167H63V168H61V169L57 168V170H56L54 167L55 166L58 167ZM62 165L65 166V170H64V166H62ZM22 166H23V168H22ZM40 166L44 167V169L43 168H40ZM66 166L69 168V170L67 169ZM13 167H15V168L13 169ZM81 167H82V169H81ZM6 168H8V169H6ZM49 168L50 169L52 168L53 171L50 170ZM12 169H13V171H11ZM15 169H16V173L17 174L15 173ZM17 169H19L20 172H18L19 170L17 171ZM23 169L25 171L24 173H23ZM58 169H59V172H61V171L63 172L64 171V173L62 174V172H61V174H59L58 173ZM79 169H81V170H79ZM8 170L10 172H8ZM21 170H22L23 175L21 173ZM46 171H48V172H46ZM51 171L52 172H56L58 175L56 173H52ZM73 171H74V175H72ZM31 172L34 174L35 177L33 175H31ZM49 172H51V173H49ZM79 172L81 174H79ZM136 172H137V174H136ZM7 174H8V176H7ZM18 174H20V175H18ZM47 174H49V175H47ZM66 174L67 175L68 174L69 175L71 174V176H73V177H70V176L68 177V176H66ZM55 176H57V177H55ZM99 176H100V178H99ZM87 177H90V178H87ZM107 177H109V178H107ZM123 177L125 179H129V181L128 180L125 181L123 179ZM85 178H87V180ZM96 178H97L98 181L99 180L101 181V179L103 178L102 179L103 182L102 181L101 182L100 181L99 182L96 181ZM104 178H105V180H104ZM106 178L108 180H106ZM64 179H66V181ZM52 180H54V181H52ZM67 180H70V181H68L69 184H68ZM82 180H83V182H82ZM178 180L180 181L179 183H178ZM38 181H39L40 184L38 183ZM43 181L44 182H47V183L49 181L53 185L51 186L50 185L51 183H48L49 186H50V188L48 187V184L46 185V187L45 186H43V187L41 186V188H40V185H42L44 183ZM74 181H76V182H74ZM65 182H67L66 184L68 186L65 184ZM176 182L179 185H176L177 184ZM55 183H57V184L59 183L60 185H57ZM70 183L73 186H71ZM19 184H20V186H19ZM35 184H36V186H35ZM44 184H46V183H44ZM118 185L123 186V187H120ZM111 186L112 187L114 186V187L112 188ZM125 186L126 187H130L132 189L135 187V190L133 189L134 192L136 190H139V191L142 190L140 192L137 191V194L142 193V192L144 194L142 193L141 195L139 194V196L137 195L138 196V199H139L138 200L137 199V196H136V193H135L134 196H130L131 193H132L131 195H133V193H134V192L129 191V190H132V189L125 188V190L123 191L122 188H124ZM3 187H5V188H3ZM60 187H61L62 191H60V189H59ZM68 187H70V188H68ZM117 187L118 188L120 187L121 189H118ZM43 188L45 190H49V191H46L45 192V191H43ZM53 188L56 189V190L59 189V191H56L55 192V190ZM67 188L70 189V190H68ZM150 188H152L153 190L155 188V190L152 191V193H154L156 191V193H154V195L151 194V190L152 189L150 190ZM50 189H51V191H50ZM117 189H118V191L120 190L119 193L117 192ZM166 189H167V191H166ZM52 190L54 191V195H53V191ZM126 190H127V193H126ZM143 190H146L145 192L148 193V194H146ZM147 190H149V191H147ZM66 191H68V192H66ZM71 191H72V193H71ZM162 191L165 194H162L163 193ZM47 192L51 193V195L48 194V196H46L47 195ZM57 192H59L60 194H62L64 192L62 194V197L65 198V199H63L62 197H59L61 195L59 193H58L59 195L56 194ZM121 192H124L125 193V196H123L124 193L121 196V194H122ZM149 193L151 195H153V196H151ZM68 195H69V197H68ZM162 195H164V196H162ZM71 196L73 198H76V197L77 198L76 199H73V198H71ZM25 197H26V199H25ZM49 197H50V199H52L51 201H50ZM57 197H59L58 198L59 200L57 199ZM129 197H130V199H133V201L132 200L130 201L129 200ZM132 197H134V198H132ZM152 197L153 198L157 197V198H155L156 199L155 200ZM174 197L176 199H174ZM61 198L64 201L65 200L66 201L64 202ZM67 198H68V200H67ZM70 198L73 199V201ZM151 198L153 199V201L155 200L154 203L157 202V204L152 203L151 202L152 201ZM98 199H100V201ZM104 199H105V201H104ZM111 199H113V200H111ZM124 199L127 202H129L130 204L132 203L134 205L135 208H133V205L131 204L132 205V208H133L132 211H134L136 213V215L139 212V208H140V206H139L140 203H138L139 201L142 202L141 205L143 204L141 206V208L144 205L147 206V203H150L151 202V204H154L155 206L157 205V209H159V207L162 206L161 208H163V210L159 209V212L160 213H158V214H155L154 211H151V213L149 215V213L148 214H145V213H147L149 211V210L148 211L146 210L148 207L146 209H145V207L143 208V210L147 211V212H145V211L142 210L143 213H141L142 211H141V208H140V211H141L140 212V215H139V213H138L139 216L138 215L137 216L135 215L138 218L135 217L134 222L137 221L135 223L138 224V225H140L139 223H141L142 225L144 223L145 226L144 225L143 226L141 225L142 227H145V229H143L141 226H139V227L137 226L136 227V224L134 225V222H133V219H134L133 216L135 214L134 212H132L133 213V216H129L128 215L127 216L128 218L127 217H124L123 215L121 216V213L122 214L123 213H126V211H127V213H129L131 211V209H132V208L131 209L129 208L130 207L129 203L128 204H124V203H127ZM147 199H150L151 201L150 200H147ZM157 199H158V201H157ZM107 200H109V201H107ZM122 200H123L124 203L122 202ZM176 200H177L178 203L176 202ZM10 201H11V203H10ZM59 201H60V203H59ZM51 202H52V204H51ZM75 202H76V205L78 203V206L80 204L79 208H72V207H76ZM121 202H122V204L124 206L126 205V207H124V208L127 209V207L129 206L128 207V210L129 211L128 210L125 211V209H122V206L123 205H120ZM133 202H135V204ZM158 202H161V203L163 202V203L162 204H158ZM168 202H169V204H168ZM81 203H82L83 206L81 205ZM115 203H117V204H115ZM181 203L183 205H180ZM137 204H138V206H136ZM165 204L166 205L168 204V206H166ZM177 204L180 205L181 207H178ZM84 205H85V207H84ZM150 205L148 204L149 207H150ZM154 205L153 206L151 205V208L152 207L155 208ZM173 205L175 207L177 206L179 209H177V207L175 208ZM88 206H90V207H88ZM82 207H84V208H82ZM164 207H165V209L167 211L164 209ZM168 208H170V209H168ZM182 208L184 209V207H182ZM176 210H179L178 211L179 214H178V212ZM75 211H77V212H75ZM120 211H122V212L120 213ZM161 211L163 213H161ZM168 211H170L171 213L170 212L168 213ZM111 212H112V214H111ZM183 212H184V210H183ZM79 213H80V215H79ZM141 214H143V215H141ZM161 214H162V216H158V215H161ZM164 214L165 215H168V217L170 216L169 214H171V216H170L171 218L169 217L170 218L169 219ZM32 215H34V217H33L34 220H32V217H29V216H32ZM35 215L36 216L38 215L37 216L38 218H36ZM73 215H75V216H73ZM148 215H149V217H146ZM53 216L54 217L57 216L56 217L57 218V223H55V219L54 220L52 219ZM143 216L145 218H143ZM155 216H156V220L159 219V218L160 219L158 221L155 220V222H152V223L155 225L156 223H159V222L161 223L162 222L161 224H163V226H162L163 228L159 224H156L159 227H157L155 225L157 228L154 225L152 226L150 224L151 221H154ZM108 217H111V218H108ZM161 217H162V219H161ZM29 218L31 220H28ZM40 218H42V219H40ZM4 219H6V220L4 221ZM20 219H22L23 222H24L25 219H27V220H25V223L27 221H29V222H27V223H29V226L27 224L21 223L22 220L19 221ZM123 219H124V221H123ZM166 219H168L167 221L169 222V224H168L167 221H165ZM14 220H15V222H14ZM35 220H36V222H38V221L39 222L36 223ZM103 220H105V221H103ZM121 220H122V222H121ZM125 220L128 221L129 226L135 227V230H134L133 227H132L133 230H131L130 227L128 228V226L125 227L124 224L125 225L128 224L127 221H125ZM143 220H144V222H143ZM147 220H148V223L149 224L146 222ZM162 220L165 222V224L163 223ZM170 220H172L174 222H172ZM33 221H34V223H33ZM58 221H59V223H58ZM129 221L131 223L133 222L132 223L133 225H131V223ZM41 222H42V224L45 223V225L44 224L43 225L46 226V227H44L41 224ZM170 222L172 224H170ZM17 223L19 224V226H18ZM39 223L41 225H39ZM119 223H122V224L124 223V224H123V226H121ZM174 223H177V225H175L173 227V224ZM8 224L9 225L11 224V226H9ZM30 224L32 226H30ZM146 224H147V226L150 225L151 227H147ZM178 224L182 228L181 230L178 227L179 226ZM5 225H7L6 226L7 228L6 227L5 228H2ZM47 225L49 227L51 226V228H50L51 232L48 229L49 227ZM71 225H72V227H70ZM12 226H16V228L13 227L11 229ZM41 226H43V227H41ZM120 226H121V228H119ZM170 226L172 227V230L175 229L174 230V233L175 234L177 233L176 234L177 236H179L178 233L181 232L180 233V236H179V239L181 238V242H180V240H177L178 238H177V236L175 234H174V237L176 236V238L173 237V234H172L173 232L170 231V236L172 235V238L168 235L169 230H170ZM18 227H19V229H17ZM37 227L39 228V230H38ZM96 227L98 229L97 231L95 230ZM166 227H168V229ZM25 228H27L30 232L27 229H25ZM89 228H90V230H91V228H92V230L94 229V231L91 232L90 230H88ZM138 228H140V229H138ZM176 228H178L179 232H176ZM4 229H5V231H4ZM36 229H37V231H36ZM118 229H119V231H118ZM162 229H163V232H161ZM164 229H165V231H164ZM23 230H24V232H23ZM31 230H32L33 233L35 231V234L36 235H34L31 232ZM76 230L77 231H80V233L78 232L79 235H78V233H77ZM166 230H167V232H166ZM10 231L13 234L12 233L10 234ZM58 231L60 233V236H59V234L57 235ZM68 231H70V232H68ZM121 231H124V232H121ZM5 232H7V233H5ZM14 232H15V234H14ZM16 232H18V234H16ZM22 232H23V234H22ZM61 232H63L62 235H61ZM72 232H75V234L74 233L72 234ZM85 232H88V234H86ZM26 233L28 234V236L26 235ZM50 233H52V234L49 235ZM142 233H143V235H142ZM3 234L4 235L6 234L5 236L8 235V237H5ZM43 234L44 235L46 234V235L44 236ZM134 234L135 235L136 234H139V235H136L137 239H136L135 236L132 237ZM147 234H148V236H146ZM183 234L185 235L186 232L184 231ZM13 235H16V236L13 237ZM18 235H19V237H18ZM20 235H22V236H20ZM166 235L169 236V237L167 238ZM29 236H32V237L30 238ZM46 236H48V237L51 236V237L48 238ZM104 236L106 237L105 239H104ZM111 236L113 238H111ZM126 236L128 237V239H126ZM129 236H130V238H129ZM155 236H157L158 240H161V241H159V242H161L160 243V247H155V246H159V242H157L158 240L156 239ZM4 237L7 238V241H5L6 239ZM9 237L10 238L12 237V239H10ZM15 237L17 239H15ZM27 237H29V238H27ZM38 237H39V239L40 238L42 239L43 243H42L41 239L40 240H37ZM52 237H53V239H52ZM59 237H61L60 238L61 240L58 239ZM139 237H140L141 240L143 239L142 241H143L144 244L142 243L141 240H138ZM144 237H145V240H144ZM25 238L27 240H30V241H33L35 239V241H33L31 243H32V246H35L36 245L37 248H36V246L35 247H32L31 244L29 245L30 241H28L29 243H27V241L25 242V240H26ZM46 238H48V239H46ZM102 239L104 240L103 241L104 243L102 242ZM109 239L110 240L112 239V240L110 241ZM17 240H19V242ZM46 240H49V242L46 241ZM129 240H132V241H129ZM134 240H136V242L138 240V242H137L138 244ZM168 240H170V241H168ZM185 240H187L188 242H186ZM45 241H46V243H45ZM60 241H64V243L67 246L63 242H60ZM106 241L107 242L110 241V242H108L109 246H108V244L105 243ZM140 241H141V245L142 244L144 245L143 248H141V246L139 245L140 244ZM1 242H2V244H1ZM4 242H6V243H4ZM15 242H16V244L18 246L15 244ZM51 242H53V243H51ZM131 242H135V243H131ZM153 242H155V244H153ZM170 242L173 243V244L171 243L172 246L170 245ZM22 243H25V244H22ZM12 244H13V246H12ZM14 244H15L16 247L14 246ZM27 244H28V246H26ZM126 244H128V245H126ZM147 244L151 248L148 247ZM161 244H162V246H161ZM3 245L4 246H8V247L5 248ZM9 245H11L12 247H10ZM39 245H40V248L38 247ZM145 245L149 249H152V246L155 245L154 246L155 247L154 251H157V254L158 255L154 254L155 252L153 250H152L153 253H150V252H147L146 253V251H145V253L147 254V256H148V253H150L148 258H151L150 256L152 254H153V256L156 255V256H154V258L152 256L153 259L151 258V261H153V260L154 261L151 262V263H149L150 260L148 262L147 261H144V260H147L148 259V258H146L145 253H142L141 250H138L140 253H142V255H141L137 251V248L138 247H139V249H144V250L147 249V251H149L148 248L145 247ZM70 246H71V248H70ZM110 246H111V249L114 252L113 251H110L111 249L108 248ZM21 247H24V248H21ZM10 248H12V249H10ZM16 248L17 249L19 248L18 249V252L20 254H18L17 250H15ZM27 248L28 249L31 248V250L30 249L28 250ZM32 248H34V249H32ZM60 248H61L62 252H61ZM158 248H160V250H158ZM161 248H164L165 250H167V252H169V254H167V252L164 249L161 250ZM177 248H178V250H177ZM6 249H7V251L9 253L6 252ZM107 249H108V251H107ZM114 249H116V250H114ZM195 249H196V251H195ZM197 249L199 251H197ZM13 250H14V252H13ZM118 250H120L121 253H118L119 252ZM129 250L132 251V252H130V254H129ZM229 250L231 251V249H226L225 251H223V253L225 252V254L227 253L226 255H228V254H230V253H228ZM15 251L17 252V255L18 256H15L16 254H14V255L12 254V252L15 253ZM23 251H25V252H23ZM58 251L60 253H62V254L60 255V253ZM133 251L135 252V254H134ZM162 251H164L163 252L164 253V256L165 255H169V256H167V258H166V256L164 257L163 256V253H161ZM201 251H202V253H201ZM216 251H218L217 248H216ZM51 252H54L55 256ZM196 252H197V256H196ZM205 252L206 253L208 252V253L206 254ZM25 253H27V255H24ZM100 253H101V255H99ZM170 253H171V255H170ZM191 253H193V254H191ZM198 253H199L200 256L198 255ZM2 254L3 255H7V256L4 257ZM8 254H9L10 257L8 256ZM22 254L27 259V261L23 257ZM28 254H30V255H28ZM95 254L99 258H95L96 257ZM120 254H122V255H120ZM175 254H173L175 256V258L172 257V256H171V258L176 259L178 257V253L176 255ZM20 255L22 257L19 259ZM32 255H33V257L35 255H37V256H36V258L33 259L32 258ZM46 255H48V257ZM105 255H107V256H105ZM129 255H132V257L129 256ZM135 255H141V259L139 258V256H138V258H135L136 257ZM160 255L163 256V257H161ZM194 255L197 258L196 257H193ZM49 256H52V257H49ZM122 256H124V257L126 256V257L125 258H122ZM127 256H128V258H127ZM15 257H17V259ZM28 257L31 258V259H29ZM13 258H15L16 260L14 259L13 262H11ZM120 258L122 260H120ZM155 258H159V259L156 260ZM185 258L183 260H185ZM177 259L180 260L181 258L179 257ZM22 260L25 261V262H23ZM17 261H20V262H17ZM185 261H184V264H185ZM124 262H122V264H124ZM212 262H211L212 264H214V263L216 264L218 262V260H216V262H215V260L212 259Z\"/></svg>",
  "mask_w": 264,
  "mask_h": 264
}]
</instances>
